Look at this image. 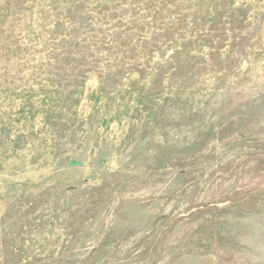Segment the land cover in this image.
<instances>
[{"label":"rangeland","instance_id":"obj_1","mask_svg":"<svg viewBox=\"0 0 264 264\" xmlns=\"http://www.w3.org/2000/svg\"><path fill=\"white\" fill-rule=\"evenodd\" d=\"M167 1L153 90L91 73L54 137L7 96L0 264H264V0Z\"/></svg>","mask_w":264,"mask_h":264},{"label":"trees","instance_id":"obj_2","mask_svg":"<svg viewBox=\"0 0 264 264\" xmlns=\"http://www.w3.org/2000/svg\"><path fill=\"white\" fill-rule=\"evenodd\" d=\"M168 8L167 0H0V135L11 122L13 114L3 107L13 93L26 99L17 106L20 118H31L44 135L54 137L55 131L72 126L69 110L91 73H98L95 96L132 90L137 81L122 85L131 74L150 81V88L140 89L153 90L165 69L152 65L153 51L160 50L161 40L173 29L164 28ZM153 29L158 34L151 33ZM178 31L183 47L197 43L191 35L186 43L183 29L173 34ZM155 38L160 39L156 44ZM178 50L172 59L180 55ZM36 55L41 63L32 68L34 74L21 77ZM173 66L170 71L175 72ZM37 96L43 100L31 103ZM16 141L8 143L16 148Z\"/></svg>","mask_w":264,"mask_h":264}]
</instances>
